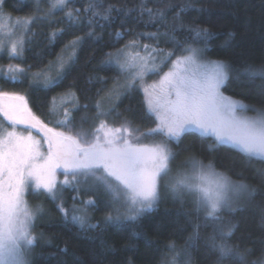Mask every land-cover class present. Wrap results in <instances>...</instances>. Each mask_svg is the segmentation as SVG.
Returning a JSON list of instances; mask_svg holds the SVG:
<instances>
[{
  "label": "trees",
  "instance_id": "obj_1",
  "mask_svg": "<svg viewBox=\"0 0 264 264\" xmlns=\"http://www.w3.org/2000/svg\"><path fill=\"white\" fill-rule=\"evenodd\" d=\"M93 2L101 6V12L111 6L108 20L85 11ZM186 4L192 7L183 12L180 27L173 17ZM0 8L11 18H32L20 57L0 59L1 64L15 63L25 72L16 82L0 78V92L24 96L31 112L47 126L53 125V97L57 103L61 97L70 96L73 103L78 101L75 110L81 111L79 121L87 117L92 125L104 117L94 119L99 100L102 110L110 112L108 117L121 116L142 131L149 129L151 121L138 92L126 94L106 107V96L120 76L115 64L103 62L131 41L140 48L149 45L166 54L178 53L188 45L204 48L191 31L195 28H207L212 34L204 48L206 59L222 60L232 70L221 92L252 111L264 110V77L243 75L249 66L264 67V0H70L64 9L54 12L44 8L40 11L31 0H0ZM146 9L153 13L163 10L165 17H151ZM69 10L74 15L79 10L78 20L71 25L66 16ZM151 33L160 35L153 39L148 35ZM77 37L80 42L62 79L49 89L33 83L34 73L47 70L50 62L54 64L66 55L67 49L73 53L70 42ZM213 142L187 133L174 151L182 166L194 157L232 181L248 185L250 196L241 207L222 210L219 221L206 224L204 213L196 212L189 200H171L162 192L155 209L135 221L103 223L106 212L93 211L88 222L98 227L87 229L73 223L70 216L65 219L51 204L42 203L47 217L32 229L38 237L32 264H171L173 257L175 264H217L219 252L212 247L211 237L229 228L232 234L223 242L240 251L250 250L243 264L264 259V178L257 173V169H264V161L246 158L229 146L210 149ZM216 243L221 241L217 239ZM223 264L237 261L225 258Z\"/></svg>",
  "mask_w": 264,
  "mask_h": 264
},
{
  "label": "snow or ice",
  "instance_id": "obj_2",
  "mask_svg": "<svg viewBox=\"0 0 264 264\" xmlns=\"http://www.w3.org/2000/svg\"><path fill=\"white\" fill-rule=\"evenodd\" d=\"M69 2L70 0H53L50 11L62 10ZM100 7L94 2L89 3L85 11H91L93 17L108 20L111 6L102 12ZM190 7L191 4L179 7L173 17L174 24L183 27L182 14ZM146 11L154 18L165 17L163 10L158 13H153L152 9ZM66 16L71 25L78 20L79 10H76V15L69 10ZM30 22L31 18L24 23L27 26ZM91 23L92 20H89V24ZM191 31L206 48L212 35L209 30L195 28ZM148 35L158 39L160 34ZM80 39L77 37L70 42L73 53L68 61L75 56V48ZM23 44V40L13 42L9 56H20ZM135 44V41H131L126 48L135 47ZM149 47L144 45L147 54L143 56L139 52L125 53L123 49L117 50L115 54H109L103 63H115L121 71L137 68L138 71L123 86L132 88L137 79L143 80L147 73L160 70L154 53L163 50L152 48L148 51ZM177 47H180L178 42ZM204 48L191 45L183 47L182 54L172 61L171 68L163 73L160 80L143 89L146 116L155 117L156 126L139 135H136L138 130L132 128L127 120L119 127H113L106 120L99 119L109 114L102 110L99 100L96 102L97 112L94 118L99 119V124L90 133L66 134L49 128L36 117L27 107L24 96L0 92V115L11 126V130L4 129L0 132V264H32L30 256L38 242L32 229L41 209L38 206L35 209L28 206L25 193L29 189L35 192L42 190L55 201L57 193L63 187L83 184L88 190H102L112 205L119 206L115 216L109 214L105 217L106 222L135 221L143 213L151 211L161 199L158 181L168 175L170 161L175 155L168 143L179 142L185 132L195 131L202 137L213 138L214 142L209 144L210 149L227 145L243 153L246 158L264 161V110H257L255 117L240 114L248 106L221 92L230 78V66L222 60H205ZM175 54V51H169L160 63H167ZM68 61H60L54 76L43 70L34 73L33 83L41 84L45 89L55 86L62 79ZM51 68L50 62L48 70ZM24 72V68L10 65L4 78L16 82L19 80L17 74ZM8 73L12 74L9 76ZM243 75L249 78L264 77V67L254 69L249 66L244 69ZM236 78H240V73L236 74ZM109 95L110 98L119 99L120 93L114 88ZM5 98L19 103L5 105ZM64 103L62 100L58 105L56 97H53L51 111L60 115V108L63 107L62 117L56 123L61 127H68L72 124V112L64 107ZM72 107L78 109V101ZM84 107L87 108V105ZM17 125H26L28 134L17 131ZM33 128L42 133V140L32 135L30 129ZM156 136L162 139L151 144L140 142L144 137ZM45 144L46 154L41 151ZM186 163L190 165V172L167 187L173 193L186 191L193 195L195 211H203L206 224H215L220 220L221 209L231 207L230 193L247 190L248 185L230 182L216 173L211 165L205 166L194 157L189 158ZM58 168L63 169L65 176L59 185L55 180ZM257 173L264 178V169H257ZM92 205H95V201L89 199L84 202L82 209L73 206L72 222L81 228L98 227L90 224L86 215L87 207ZM57 208L65 219L69 218V210L63 202ZM195 227L198 230L200 224L197 223ZM231 234L232 228H229L228 231H219L218 235L211 237L212 247L219 252L217 264H223L225 258H232L237 264H243L250 254L248 249L240 251L238 247H229L223 242ZM217 239L221 243L217 244ZM169 247L174 245L170 244ZM171 264H175V257ZM252 264H264V259L252 261Z\"/></svg>",
  "mask_w": 264,
  "mask_h": 264
},
{
  "label": "rangeland",
  "instance_id": "obj_3",
  "mask_svg": "<svg viewBox=\"0 0 264 264\" xmlns=\"http://www.w3.org/2000/svg\"><path fill=\"white\" fill-rule=\"evenodd\" d=\"M31 1L37 6V8H39L40 11H41V9L44 8V9H47V12H52V11H50V7H51V3L53 2V0H31ZM28 19L29 18H26V19H24V18H11L10 16H8V14L3 12L0 8V45H2V51H0V59H1V57H6L7 61H11V60H14L15 58H17V57H10L9 56V50H10L11 44L13 42H18L20 40H23L24 44H25V41L28 38V32L30 29L31 22L27 26L25 25L24 22ZM31 21H32V18H31ZM24 44H23V47H24ZM126 46L123 48L125 53L139 52L140 55H142V56L147 54L144 50V47L140 48L137 45H135V47H127L126 48ZM18 47H19V45H18ZM148 51H151V48H149ZM65 54L66 55H63L54 64H52V68L50 71L48 69L45 70L48 73V75L54 76L56 73V68L59 66L60 61L61 60L68 61L69 56L72 55L70 53L69 49H67L65 51ZM181 54H182V49L178 53H176L174 56H172L171 59L167 61V63L161 64L160 61H161L162 57L164 55H166V53H162L160 51H158L157 53H154V55L156 56V63L160 66V70L156 73H152V72L147 73L143 77V80L137 79L132 88H126L123 86L127 84L128 80L131 79L132 75L136 71H138V69L137 68H129L126 71H121L119 69V67H117L116 64L113 63V65L115 64L114 66L117 68V71L119 72V76H120L119 80L116 82V86L114 87L120 93L119 99L126 94H129L132 92H138V94L141 96V99H142V102L144 105L145 114H146L147 109H146V106L144 103V91H143V89L145 87H148L149 85L157 83L160 80V77L163 75V73L167 72L171 68L172 61L175 60L176 57L181 55ZM18 57H20V56H18ZM121 59L122 60L124 59L123 55L121 56ZM204 59L208 60V59H206L205 56H204ZM208 61H212V60H208ZM10 65L11 66H17V65H15V63H9L7 65H3L0 62V78L1 79H5L4 78L5 73L8 72ZM11 74L12 73H8L9 76ZM22 74L23 73L17 74V75H19V79L22 76ZM37 85L42 87L41 84H37ZM114 88H112L111 91ZM221 90H222V88H221ZM110 92L106 96V103L104 102L106 107H109V105L114 103V101L116 100L114 97L110 98V95H109ZM62 100H64V102H65L64 107H67L72 112V124L69 125L68 127H61V126L57 125L56 121L62 117V113H63V107H61L60 108V115H57L55 113L52 114V117L54 119L52 121L53 125L48 126L49 128H54L56 131L65 132L66 134L69 132H71V133L89 132L90 133L92 128L99 124V122H97V123H94L92 125H89V119L87 117H85L84 120L81 119V121H79L81 118L80 117L81 111H76L73 107H71L74 104L73 103L74 100H72V97L63 96L58 100L57 104L59 105ZM25 101H26V99H25ZM105 109H107V108H105ZM240 114L246 115L248 117H255L257 115V110L252 111L249 107H247ZM147 117L151 121V127L150 128L155 127L156 126L155 117H150V116H147ZM2 118H3L2 115H0V125H3V127H0V132H3L4 129L11 130V126L9 124L5 123ZM102 119L106 120V122L113 127H119L126 120L124 118H121V116H116V115L112 116V114L109 117H108V115H106ZM129 122H130V125L132 128L138 130L136 132V135H139L140 133L147 131V130L142 131L138 126L132 124L131 121H129ZM17 131L23 132L24 135L28 134L27 131L25 129H22V128L17 127ZM187 133H195L198 136L202 137L198 132L189 131V132H185L181 136V138ZM32 135L34 137H36L33 133H32ZM36 138L39 139L38 137H36ZM205 138H209V137H205ZM160 139H162V137H160V136L144 137L141 139L140 142L143 144H151L154 141H159ZM210 139L214 141L213 138H210ZM177 143L178 142H176V141H170L168 143L169 149L175 155H174V158L171 159V161H170V164H169L170 171H169L168 175L163 176L158 181L160 191H161V196H162V192H163L164 195L165 194L169 195L171 200L176 199L178 201H182V199H187L190 201V203L193 204V207L195 210L193 195L189 194L186 191H179L177 193H173L167 187L171 183H174L177 179L181 178V176L183 174L190 172V165L189 164L184 163L183 166L181 164H179L178 156L176 157V152L174 151V146ZM224 146H227V145H224ZM41 151H43L45 154L47 153V145L46 144L43 146ZM188 160H189V158H188ZM205 166H207V165H205ZM64 179H65L64 172H61L59 170V168L56 169L55 180L57 181L58 185ZM227 180H229L230 182H232L234 184L240 183V182L232 181L229 178H227ZM249 194H250V190L248 188H247V190H244V191L230 193L231 207H224L221 209V211L222 210H234V209L238 208L239 206L241 207V205L244 204L245 200L249 198V196H250ZM57 197L58 198L55 201H53L42 190L40 192H35L32 189H29L26 191L25 200L27 201L28 206L32 209H35L38 206L41 209L40 213H38V215H37V219L35 220L34 224L37 222L43 221L44 220L43 218L47 217L46 210L43 207V204L46 205V203L51 204L54 207L56 212H59L61 214V216H64V214L61 213L57 208V205L60 204L61 202H63L65 208L69 210V213H70L69 216H70V220H71V209L73 208V206H75L77 209H82V208H84V202L85 201H87L89 199L94 200L95 205L88 206L86 209V215H87L88 221L90 218L89 216H91L90 213H93V211H97V212L101 211V213L106 212L105 217L109 214H112L113 216H115L117 214L116 208L119 207L118 205H112L109 198L105 196V194L102 190H88L87 186L83 185V184H81V185L73 184L71 186H65L62 188L61 191H59L57 193ZM101 197H104V199L102 200ZM45 198H47V201L45 200ZM155 207L153 209H155ZM122 211H123V209L121 208V212ZM201 212L203 213V211H201ZM124 221H126V220H122L121 222H124ZM104 222L106 223L105 219H103V223ZM121 222H118V223H121ZM114 224H117V223H114ZM76 225H78V224H76ZM31 255H32V253H31ZM30 259H31V256H30ZM170 263H171V261H170Z\"/></svg>",
  "mask_w": 264,
  "mask_h": 264
},
{
  "label": "water",
  "instance_id": "obj_4",
  "mask_svg": "<svg viewBox=\"0 0 264 264\" xmlns=\"http://www.w3.org/2000/svg\"><path fill=\"white\" fill-rule=\"evenodd\" d=\"M3 103H4L5 105H8V104H10V103H19V102H18V101H10V100H8L7 98H5V99L3 100ZM27 107H28V105H27ZM2 117H3V115H2ZM3 118H4V117H3ZM17 126H22V127H25V128H26V125H17ZM31 130L34 131V132H36V133H38L39 135L42 136V133L38 132L35 128H33V129H31ZM42 137H43V136H42ZM59 170H60L61 172H64L62 168H59Z\"/></svg>",
  "mask_w": 264,
  "mask_h": 264
},
{
  "label": "flooded vegetation",
  "instance_id": "obj_5",
  "mask_svg": "<svg viewBox=\"0 0 264 264\" xmlns=\"http://www.w3.org/2000/svg\"><path fill=\"white\" fill-rule=\"evenodd\" d=\"M4 121H5V120H4ZM5 123L8 124L7 121H5ZM17 127H18V128H22V129H26L25 127H19V126H17ZM31 132H32L36 137H38L39 139H43V137H41V135L37 134L36 132H34V131H32V130H31Z\"/></svg>",
  "mask_w": 264,
  "mask_h": 264
}]
</instances>
